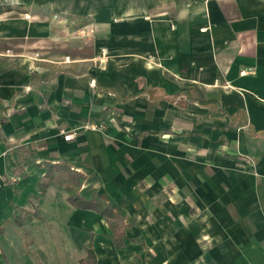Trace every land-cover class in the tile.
I'll return each mask as SVG.
<instances>
[{"label":"crops","instance_id":"1","mask_svg":"<svg viewBox=\"0 0 264 264\" xmlns=\"http://www.w3.org/2000/svg\"><path fill=\"white\" fill-rule=\"evenodd\" d=\"M3 228L0 264H264V0H0Z\"/></svg>","mask_w":264,"mask_h":264},{"label":"trees","instance_id":"2","mask_svg":"<svg viewBox=\"0 0 264 264\" xmlns=\"http://www.w3.org/2000/svg\"><path fill=\"white\" fill-rule=\"evenodd\" d=\"M182 94H184L188 98V101L199 102L204 105L211 104V102L207 100L203 92L198 88L188 87L182 90ZM43 166L46 170V173L44 175V181L39 183L38 185L40 191L44 193L45 190L51 185L65 188L69 192L68 200L72 205L84 209H94L101 213L110 224L116 248H121L124 244L125 239V225L122 222V218L113 213L111 207L99 196H94L93 200H91L90 202L84 201L80 197L79 192L85 182L86 177L82 173L73 170L66 163H45ZM14 209L15 213L11 217V222L15 223V225L20 228L24 227L27 220H47L46 217L42 216L39 211H36L32 214L24 209ZM4 231L5 228L0 229L1 233ZM31 244L32 241L29 239V234L26 233L24 245L28 247ZM87 261H82V264Z\"/></svg>","mask_w":264,"mask_h":264},{"label":"built area","instance_id":"3","mask_svg":"<svg viewBox=\"0 0 264 264\" xmlns=\"http://www.w3.org/2000/svg\"><path fill=\"white\" fill-rule=\"evenodd\" d=\"M54 19L62 22V23H65L66 21L64 20V18H62L61 16L59 15H54ZM92 29H93V24L91 23H87L83 26H81V28L79 30H77L78 34L82 35V36H85V35H88L92 32ZM104 127L101 125V124H92L90 126V129L92 130H102ZM73 134H68L65 136V139L66 140H71L73 138Z\"/></svg>","mask_w":264,"mask_h":264}]
</instances>
